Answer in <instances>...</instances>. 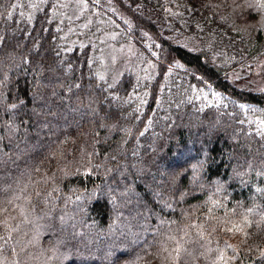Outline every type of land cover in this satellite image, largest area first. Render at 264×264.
Instances as JSON below:
<instances>
[{"label": "trees", "instance_id": "16d2710c", "mask_svg": "<svg viewBox=\"0 0 264 264\" xmlns=\"http://www.w3.org/2000/svg\"><path fill=\"white\" fill-rule=\"evenodd\" d=\"M83 1L117 81L62 0H0V264H264V0Z\"/></svg>", "mask_w": 264, "mask_h": 264}, {"label": "rangeland", "instance_id": "374dc122", "mask_svg": "<svg viewBox=\"0 0 264 264\" xmlns=\"http://www.w3.org/2000/svg\"><path fill=\"white\" fill-rule=\"evenodd\" d=\"M62 7L70 22V26L68 27L69 36L74 41L83 42L89 40L93 46L96 47L101 59V75L103 78L117 81L123 72L136 69L140 62L138 61L139 54L135 45L131 42L122 40L121 37L114 32H101L100 30L92 31L90 28L91 19L87 13V7L83 0H62ZM108 9L121 24L125 25L124 21L129 22L125 9L119 0H117L115 4L111 3ZM148 65L150 64L147 63L144 68ZM245 85L254 91L264 92V59L255 63ZM181 158L177 160L182 162L183 159ZM224 161H229V159L224 158ZM170 174L171 173L165 175ZM104 192L109 193L107 187L104 188ZM118 200L119 201H115L116 206H119L123 202V198H119ZM251 206L255 207L254 204H251ZM72 234L76 235L78 231L76 230ZM87 234L93 235L89 230H87ZM138 242V240H134L133 243L137 244ZM86 243L91 245V242L88 240H86ZM97 245L100 246L99 243ZM101 249H103L105 253L110 254L111 252L108 249ZM97 264H102V262Z\"/></svg>", "mask_w": 264, "mask_h": 264}, {"label": "snow or ice", "instance_id": "6c2138e0", "mask_svg": "<svg viewBox=\"0 0 264 264\" xmlns=\"http://www.w3.org/2000/svg\"><path fill=\"white\" fill-rule=\"evenodd\" d=\"M258 6L259 7H264V2L259 3ZM13 107H14V105H13ZM177 251H178V249H177ZM262 255H264V253H262Z\"/></svg>", "mask_w": 264, "mask_h": 264}]
</instances>
